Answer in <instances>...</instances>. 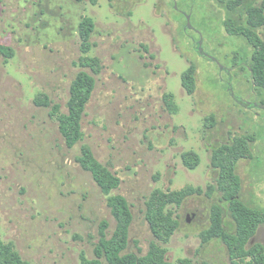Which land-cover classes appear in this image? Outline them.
<instances>
[{
	"label": "rangeland",
	"instance_id": "rangeland-1",
	"mask_svg": "<svg viewBox=\"0 0 264 264\" xmlns=\"http://www.w3.org/2000/svg\"><path fill=\"white\" fill-rule=\"evenodd\" d=\"M84 18L93 23L87 48L78 32ZM225 18L215 0H0V45L10 49L6 61L0 54V242L26 264L92 261L101 222L107 239L116 230L108 198L120 196L130 215L123 254L142 258L154 246L167 264L238 263L221 240L201 237L227 188L213 151L236 136L261 135L264 124L227 90L230 84L234 97L254 99L239 67L231 75L221 70L231 68L235 53L252 51L228 36ZM191 67L189 95L182 79ZM81 73L93 88L80 140L68 147L59 119ZM86 151L118 179L109 194L79 164ZM185 154L196 156L195 167L185 166ZM235 172L242 202L264 212V136ZM185 189L200 193L166 205L178 226L164 243L149 229L147 205ZM224 225L234 232L229 215ZM255 243L264 247V223Z\"/></svg>",
	"mask_w": 264,
	"mask_h": 264
},
{
	"label": "trees",
	"instance_id": "trees-1",
	"mask_svg": "<svg viewBox=\"0 0 264 264\" xmlns=\"http://www.w3.org/2000/svg\"><path fill=\"white\" fill-rule=\"evenodd\" d=\"M215 1L226 11L223 26L228 36L243 39L252 49L249 55L235 53L231 68H221V70L230 74V69L239 67L250 82V91L254 96L253 101H243L234 97L230 84H228L227 90L237 105L246 110H256L264 116V38L259 32L260 29H264V0L258 5H255V0ZM92 31V20L84 18L78 26L83 47L87 48ZM194 49L202 56L215 61L203 53L200 42L195 43ZM0 54L6 61L10 58V49L0 45ZM84 66H90L89 62ZM182 84L189 95L194 93V67H191L184 75ZM92 88L93 79L85 73H81L71 86L70 101L67 105L68 113L59 119V130L68 147H72L80 140L81 113L88 102ZM256 115L259 116L258 113ZM206 120L211 124L213 117L210 116ZM263 133L264 124L262 123L261 135H257L256 132H253V135H239L233 138L232 142L222 144L213 151L212 161L213 163L217 162V165L221 167L223 173L221 180L227 185V188L223 191L222 198L213 204L210 214L211 226L201 237L205 243L214 238L221 240L228 250L230 259L237 260L241 264H264V247L259 243L252 246L250 244L258 227L264 223V212L242 202L240 199L241 180L235 172L236 163L245 158V153L250 154L252 143L256 141V137L263 141ZM182 157L186 167L196 166V156L185 154ZM221 161H223L222 165ZM78 162L85 171L91 174L94 182L104 194L107 195L118 187V179L103 169L88 151L83 152V155L78 158ZM193 192L200 193L199 190L185 189L168 195L158 194L151 198L147 205L145 219L156 238L164 243L168 242L178 226V222L171 219L170 213H164L166 205L174 203L178 206L185 197L190 196ZM210 192L211 188H209L208 194ZM107 202L117 222L116 230L111 238L107 239L104 232L107 223L101 222L99 241L93 251L95 259L92 261L83 259L81 264H102V259L106 264H167L163 260L164 250L154 246L142 258H137L133 254H123L127 246V230L130 224L128 205L125 199L120 196L108 198ZM226 215H229L235 225L233 233L225 228L224 218ZM0 264L26 263L12 250L11 245L0 242ZM182 264H187V262H182Z\"/></svg>",
	"mask_w": 264,
	"mask_h": 264
}]
</instances>
